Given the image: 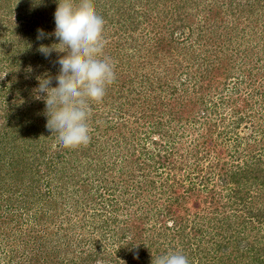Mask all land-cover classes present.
<instances>
[{"label":"trees","instance_id":"trees-1","mask_svg":"<svg viewBox=\"0 0 264 264\" xmlns=\"http://www.w3.org/2000/svg\"><path fill=\"white\" fill-rule=\"evenodd\" d=\"M208 2L204 3L202 8L203 12H208V17L200 22L204 25L199 26L201 33L198 39L195 43L186 42L182 47L177 42L178 38H174L173 35L167 40L161 39L160 43L157 40L156 46V36L151 38V35L150 37L145 35V40L142 43L136 33L141 24L149 20L147 17L152 13L157 17V21H168L176 30H182L179 23L185 27L189 21L193 23L195 19L197 21L198 14H200L198 13L200 8L197 7L202 5L201 0H97L92 3L95 10L105 20L104 54L111 58L116 78L108 86L102 101L90 103L91 115L88 121L90 142L87 145L67 149L58 146L56 134H52L46 127L48 117L45 115L44 100L38 99L36 102V104L41 103L39 109H36L37 106L31 108L18 104V110L11 105V97L18 91L21 98H23L21 95L24 94V90L29 91L32 96L36 95L32 89L39 86L37 79L39 76L51 75L53 77L52 86H56L54 77L59 73L58 68L60 67L56 61L65 53L53 51L51 56L46 58L38 51L40 45H52L58 43V40L54 35L37 40V35L38 29H43L45 33H54L50 29V21L54 18V12L58 5L55 0H0V77H2V79L0 78V166L8 167L12 171L11 175L17 179L7 182L9 174L5 171L0 172V198L5 203L0 204V218L5 217L2 225L7 226L9 224L7 217L13 209L11 204H15L17 213L11 212L12 219L16 223L20 222L23 226L21 234L18 232L21 241L27 240L26 243L22 242L23 246L34 248V250L41 248L47 252L54 248L57 252L59 246L56 247V244L68 245L69 238L65 239L63 236L55 240L44 241L47 237L42 235V229L44 222L61 221L59 231L62 232L64 224L72 222L73 219H66L59 212L66 214L67 209H75L78 212L90 207L91 201H94L93 195L95 194L91 190L93 188H89L83 192V194L87 193L85 195L88 199L86 202L78 198L74 200V204L70 203L76 198L72 196L73 193L79 194V190L76 189L72 193L73 190L71 191V187H69L75 179H78L77 183L81 186H84V183L93 186L98 184L101 188L99 190L104 189V191L116 195L119 183L113 188L106 187L107 180L113 177V181L116 183L118 176L114 171L119 166L136 164L139 171L146 174H143L145 182L142 185L151 190L156 183L154 179H151V175L153 168H159L158 161L162 162L161 168H166L169 163L177 166L175 160L184 157V154L177 155L179 153L177 150L182 151L184 149L182 145L185 144L184 137L180 136L182 134H180L181 130L178 126L184 124V126L189 125L196 129V125L202 123L203 128L206 125H212L214 129L210 130V133L224 138L225 144L227 142L234 143L237 150L236 157L239 154L242 155L240 158L244 164H240L237 170H231L227 174L224 171L226 167L219 165L221 160L218 161L217 167H223L219 173L221 179L219 182L221 186L230 187L233 193L230 199L233 200V203L237 204L243 201L244 212L255 217V220L243 217L244 220L241 221L236 217L235 221H231V218L221 219V215H217L206 221L207 226H199L194 222L195 219L191 221V214L186 215L190 208L185 207L178 214H171V210L168 211L169 216L178 217L173 220L172 225L161 223L159 227V223L155 226L145 224L147 230H142L138 237L133 234L134 228L127 221L122 225L119 219H116L108 224L107 221L110 219H107L105 223L110 232L116 224L121 227L115 228V233L109 244L91 243L92 246L88 251L78 248L82 250L81 261H65L66 258H63V262L58 264H126L127 261L130 264H154L152 255L161 253L162 256L170 253V250L181 252L179 248L183 249L184 255L188 254L186 256H189L190 264H227V261L235 253L237 259L241 258L240 262L244 264H264L262 238L260 242L257 236L253 238L251 234L256 229L260 231L264 229V165L256 164L257 160L261 159L258 155L260 154L259 147L264 142V137L261 141L258 140V137L260 133L264 134V130H262L263 132L254 131L250 136L241 134L243 126L247 127L249 122L256 123L258 111L255 107L262 104L261 102L257 103L256 100L252 104L253 108L250 109L249 106L254 102L255 95L252 93L247 95L248 91L245 89L246 92H244L241 89L247 83L250 89L256 85L259 88H264V80H262L264 77L259 75L260 73L264 75V72L258 65L253 67L248 65L249 62L240 60L243 42L239 44L242 39L236 34L242 24V19L239 22L237 16L251 15L257 19L262 18L260 15L264 14V0H248L246 5L237 2V0H208ZM45 3L51 6L49 10H47L49 6L44 8V11H48L49 15L54 11L51 16L37 10L38 4L45 5ZM30 4L34 5L29 8ZM34 6L36 8H33ZM168 7H170V11L166 10ZM193 7L198 14L190 12L189 8ZM234 9H237V12ZM223 12L224 15H222ZM16 13L18 21L17 18L16 21L12 19ZM170 13L175 15V18ZM227 13L234 15L237 19L228 21L225 27L218 26ZM247 18L251 19L252 17L248 16ZM40 20L43 21L40 22ZM257 21H252L251 24L257 23ZM209 22H211L210 26L207 25ZM193 23L190 24V27ZM149 25L153 26V23L149 22ZM196 25L198 28L197 22H195ZM211 27L216 31L223 29L224 34L218 35V33L210 38ZM245 30L247 27L243 29L244 34H246ZM250 31L253 33L255 30L250 29ZM149 32L150 30L148 34ZM152 32L153 30L150 33L153 34ZM180 36L183 37V34ZM219 36H222L227 43L225 48L220 50L214 49V46L212 48L215 41L213 37ZM146 37L148 43L153 45L149 47L152 46L150 48L153 49L152 54L157 57L156 60L159 63L147 60L148 58H145L146 55H144L142 56L144 59L143 71L136 70V73L133 74L135 66L132 64V53L138 48L142 50L147 43ZM177 43L179 47H175ZM192 46L196 47L197 52L189 53ZM200 48L203 51L200 52ZM258 48L257 55H264V44L261 43ZM244 53L252 52L244 50ZM168 60H170V64ZM178 61L180 65L182 62H188L191 67H184L186 72H180L177 69ZM261 61L263 58L260 56L256 64ZM241 62L244 63V66L240 65ZM161 64H169V67H164ZM27 65L37 68L35 70L36 82L34 88L23 89L25 81L19 83V78L24 72L23 68ZM161 68L163 69L161 70ZM234 71H236L235 75L242 79V82L237 83L228 97L223 98L221 95L227 88L221 89L219 88L221 84L216 85L228 82L231 75H234ZM197 90H201L199 99L203 106L201 115L195 110L197 98L186 100L188 96L193 95L192 92L196 93ZM259 94L264 96L262 90H259ZM237 95L245 99L246 104L244 103L243 107L235 106ZM220 96V102L224 107L216 103ZM15 97L17 98V94ZM262 102L264 103V98ZM225 103L227 104L225 105ZM138 114L146 121V125H138L136 119ZM18 121H20L21 130L15 131L14 125H17ZM134 124L135 126L131 127ZM111 133L116 134L117 138L110 139ZM156 137L159 139L156 140ZM202 138L208 141L209 137L205 134ZM197 141L196 143H198ZM194 145L195 148L187 149H189L188 157L195 160V164H199L203 159L200 158L201 151H205L207 153L205 158H209L211 149L207 148V144H205L206 148L200 147L199 144ZM150 146L156 150H151ZM125 149L129 153L126 159L124 158L126 157ZM138 152L143 155L140 153L137 161L133 163L132 158ZM4 172L5 174H3ZM44 179H46L45 182H42ZM113 181L110 184H113ZM184 182L177 180L173 184L163 186L166 188V192L168 191L167 193L172 194L168 197L171 201L173 199L172 209L181 208L183 197L180 191L185 188ZM84 188H88V186H84ZM252 188L256 191L251 195L249 193ZM192 191L189 189L187 193H192ZM67 194L72 195L66 202ZM6 196L10 197L9 200H6ZM90 199L92 200L89 202ZM112 199L114 200V198ZM123 199L125 200V195H123ZM103 200L106 206L110 205L105 199ZM259 200L263 203L261 207ZM114 201L112 204L117 205L118 202ZM51 203H54V206ZM257 205L258 207H256ZM89 209L94 211V217L102 218H107V214L119 210L100 213L98 208ZM90 210L89 212H91ZM235 212L238 213V211ZM186 216L190 218H185ZM34 221L38 223L36 224ZM26 223L32 224L28 232L24 229ZM34 223L35 226H33ZM78 225L76 224L72 229L82 230L83 227L90 229L93 223L85 221L81 227ZM94 229L97 230L98 227L95 226ZM152 233L158 235H152ZM174 242H177L178 245H175ZM49 243L53 246L51 247ZM26 247L25 250L29 252ZM239 252L242 253L240 256ZM20 254L15 252L14 256H11L13 264L30 262L29 257L23 253ZM59 256H61V252H59Z\"/></svg>","mask_w":264,"mask_h":264},{"label":"rangeland","instance_id":"rangeland-1","mask_svg":"<svg viewBox=\"0 0 264 264\" xmlns=\"http://www.w3.org/2000/svg\"><path fill=\"white\" fill-rule=\"evenodd\" d=\"M94 1H97V0H91V3H93ZM201 1H202V5L200 7H197V8H200L198 10V13H200V14H198L196 12L195 7L189 8L190 12H192L193 14L194 13L198 14L197 21H196V19H195L194 23L192 21H189L185 27H183L182 24L179 23L181 25V27L183 28L182 30H176V28L174 26L170 25V23L168 21H164V20L157 21V17L155 16V14L152 13V15L147 17L149 20L146 23L144 21V23H142L141 26L139 27V29L136 33L138 35L137 38L140 40V42L143 43L145 40V35H147L149 37L151 35V38H154V36H156V38H157L155 40L156 46H157V43H156L157 40H159V43H160L161 39L167 40L168 37H172V35L174 38H178L177 42L180 43L181 47L183 46L184 43L186 44V42H188V43L190 42V44H191V42L195 43V41L198 39L199 34L201 33L199 30L200 29L199 26L204 25V23L200 24V22L204 21L205 18L208 17V12L207 11L203 12L202 8H203L204 3L207 4L209 2H208V0H201ZM247 1L248 0H237V2H242L245 5L248 3ZM72 2L74 5H78L79 0H72ZM31 5H34V4H30L29 8L31 7ZM38 6H39V8H37V10H39L41 12H45L47 16L49 15L48 11H44L43 9L46 8L47 6H49L47 9V10H49L50 6H51L50 4H48V3H45V5L38 4ZM33 8H36V6H34ZM166 10L170 11V7H168ZM52 12H54V11H52ZM52 12H50L49 16L52 15ZM17 15L18 14L16 13L15 17L12 16V19L16 21ZM171 15L173 16V14H171ZM222 15H224V12ZM248 16H250V18L252 17L251 18L252 20L247 18ZM260 16L262 18L257 19L255 16L253 17L251 15H247V16H243V17L238 15L237 16V17H239L238 21L240 22L241 21L240 19H242V21H241L242 24L240 25V28L238 29V32H236V34H237V36H239V38L242 39L241 41H239V44H240V42L241 43L243 42L242 46H241L242 54H240L241 55L240 60L242 62H246V63L249 62L248 65L250 64V66H253V67L258 65V67L261 68V71L264 72V55H257V53H256L257 52L256 50H259L258 46L261 43L264 44V14H261ZM237 17H235L234 15H232L230 13H227L224 16L222 23H220L218 26L223 25V27H225V26H227L228 21L237 19ZM173 18H175V15L173 16ZM255 20H258L257 23L251 24V22L255 21ZM17 21H18V18H17ZM42 21L43 20H40V22H42ZM149 22L153 23V26L149 25ZM157 22H158V24H157ZM195 22L198 23V28H197V25L195 26ZM192 23H193V25H192V27H190V24H192ZM207 25L210 26L211 22H209ZM230 26H232V25H230ZM55 27H56L55 18H53L50 21V29L52 31H55ZM245 27H247V30H245L246 34H244V31H243V29ZM252 27H254V28H252ZM167 28H168V30H166ZM250 29H254L255 31L252 33L250 31ZM149 30H150V32L153 30V32H152L153 34H151L150 32L148 34ZM209 33L211 36L210 38H212L213 35H216L218 33H219L218 35L224 34L223 29L216 31L215 29H212V27H211ZM181 34H183V37L180 36ZM243 35H244V37H243ZM213 39L215 40L214 41L215 45H214V43L212 44V48L214 46V49L215 48H217L219 50L221 48L224 49L225 46L227 45V43L225 42V39L222 36L213 37ZM146 40H147V43L142 48V50L140 48H138L136 51H134V53H132V60H133L132 64H134V66H135V69L132 71L133 74L136 73V70L138 72L143 71L142 64L144 62V59L142 56H144V55H146L145 58H148L147 60H150L152 62L156 61L159 63V61L156 60L157 57L154 56V54H152L153 49L152 50L150 49L153 45L151 43H148L147 37H146ZM159 43H158V45H159ZM178 43L175 45V47H179ZM150 45H152V46L149 47ZM138 47H140V46L138 45ZM199 47H201V46H199ZM244 50H249L252 53L246 54V53H244ZM201 51H203V50L201 49L200 52ZM192 52H197L196 47L192 46L189 53H192ZM134 54H136V55H134ZM63 55H65V54H63ZM147 55H148V57H147ZM260 56L263 58V61L259 62V64H256L257 59H259ZM174 58H175V60H177L176 57H174ZM212 59H214V58H212ZM178 60H181V59L178 58ZM242 62L240 63V65L244 66V63H242ZM168 63L170 64V60H168ZM178 63H179V61H178ZM223 63H221V64H223ZM169 64H166V65L161 64V65L168 68ZM181 66H182V69H180ZM188 66L191 67V65L188 64V62H182L181 65H180V63L178 64L177 69H178V71L180 70V72H186V69H183V68L188 67ZM163 68H161V70ZM36 69H37L36 67L34 68L33 66H29V65H27L23 68L24 72H22V74H21V77L23 79L21 77L19 78V83H21L22 81L23 82L25 81L23 89H25L27 87H32V88L35 87V82H36L35 70ZM58 72H59V68H58ZM168 74H170V73H168ZM233 74L234 75H231V78L228 79V82L217 83V85H216V86H218V84H221L219 86V88H221V89L227 88L226 91L223 92V95H221V96H223V98L228 97V94L231 93L232 90H234L236 84L237 83L240 84L242 82V79L235 75L236 71H234ZM259 75L261 77H264V75L262 73H260ZM233 76H235V77H233ZM0 78L2 79V77H0ZM215 78H216V76H215ZM217 78L220 79L221 77H217ZM262 80H264V78ZM247 84L244 85L241 90L244 92H246V90H247L248 91L247 95L249 93H252L255 95L253 98L254 102L251 103L249 108L250 109L253 108L252 104H254L256 100L258 101L257 103H259V102L262 103L261 105L258 104L257 107H255L256 110L258 111L256 123L253 124V122L252 123L249 122L247 127H245V126L242 127L241 134H243V135L245 134L246 136H250V135H252V132H254V131L259 132V131L264 130V109H262L264 106V103L262 102V99L264 98V96H261L259 94V90H262L264 92V88H259L256 85L255 87H251V89H250ZM37 88H38V85L34 89H32L33 93L35 92V89H37ZM27 92H28V94H27ZM200 92H201V90H197L196 93L192 92L193 95L188 96L186 99V100H191L192 98H197V104H196L197 108L195 110L199 113V115H201V112L203 111V106H201V104L199 102V99L201 98ZM23 93L24 94L21 95L23 98L20 97L19 91L16 92L17 98L15 97L16 94H13L12 95L13 97H11L12 98L11 99L12 100L11 105L15 106L18 110H19L18 104H23L24 107L28 106V107L34 108L37 106L36 109L40 108L39 106H41V103L36 104V102L38 101V99L36 98V95L32 96L29 93V91H25V90L23 91ZM25 94H27V95H25ZM35 94H36V92H35ZM221 96L216 101V103H218L221 107H224L223 104L220 102ZM216 98H218V96H216ZM255 98H258V99H255ZM236 99H237V101H235V106L239 105L240 107H243V104L245 103L244 102L245 99L240 98V95L239 96L237 95ZM236 99H234V100H236ZM38 104H40V105H38ZM226 104L227 103H225V105ZM136 117H137L136 119L138 120L137 122L139 123L138 125H141V126L146 125V121L143 119V117L140 114H138ZM133 120L134 119L132 118V121ZM201 125H202V123L197 124L195 127L196 129H193V127H190L189 125L184 126V124H180L178 126V128H180V130H181L180 134H182L180 136L184 137L185 144L182 145V147L184 146L183 147L184 149L182 151H180V149L177 150V152H179V153H177V155L181 156V154H184V157H183V159L178 158L175 160V163L177 166H174V165L169 163V164H167L168 166H166V168H161L160 164L162 162L158 161L159 168H156V169L153 168L152 175H151V179H154L156 181L155 187L151 188V190H150V188L148 189V187L146 189V187L144 185H142L145 182L143 177H145L144 175H146V174L141 173L138 169L139 167H137L136 164H133L134 166L133 165L129 166L127 164H124L123 166H119L118 169H116L114 171V172H116V175L118 176L116 183L113 181V177L112 178L110 177L112 175L109 176L110 179L107 180L106 187L110 186L113 188L117 183H119V185H118L119 189H117L118 193H116V195H113L112 192H106V191H104V189L99 190L101 188H99L98 184H94V186H95L94 187L93 185H90V184L85 185V183H84V186H88V188H84V186H81L77 183L78 179H75L74 181H72V183L69 186V187H71V191L73 190L72 193L74 192V190L77 189V190H79V194L78 193H73L74 195L71 194L72 196L76 197L70 201L71 204H74V200H77L78 198H81L82 201L86 202L88 200L87 197L85 196L87 193L83 194V192L87 191V189H89V188L90 189L93 188L91 190L95 194V195H93L94 201H91L92 199H90L89 200V202L91 201L90 207L88 206L84 210L82 209L81 211L79 210L78 212L75 209H67L66 214L59 212V214H61V216H65L66 219H69V218L73 219L72 222H70V223L67 222L64 224L62 232L59 231V226H60L61 221L44 222V228L42 229V235H46V237H47V238H45L46 240H44V241L47 242V241H50L52 239L55 240L60 236H63L65 239L67 237L69 238V241L67 243L69 246L65 245V244H62L61 246L59 244H56V247L59 246V249L57 252L54 248H52L53 250H50L49 252H47V250H45V249H44V251L41 250V248H40V250H34V248H28L26 246H23V243H26L27 240H25L23 242L18 237V232L23 230V229H21V228H23V226L21 225L20 222L16 223L12 219L13 214L11 212L17 213V211L15 209L16 206H15V204L12 203L11 207L13 209H12V211L9 212V216L7 217L9 220L7 222L9 224L7 226L2 225V222L5 220V217L3 219L0 218V262H1L0 264H13L11 262L12 261L11 256H14L13 254L15 252L19 255H21L20 253H23V255H26V257H29L30 262L25 263V264H58V263L63 262L62 261L63 258H66L65 261H70V260H74V262L81 261L80 258L82 257L81 256L82 250L78 249V248H83L84 250L88 251L89 248L92 246L91 243L96 244V245L109 244L111 242L112 235L115 233V228H117V229L121 228L120 225L116 224L114 229H112V232H110L107 228L106 223H105V221L107 219H110L107 221L108 224H110L111 222H114L116 219L117 220L119 219V221L121 222L122 225H123V223H125L127 221L131 225V227L134 228L133 234H136L138 237H140V233L142 232V230H145V231L147 230L146 227L144 226L145 224L148 226H155L157 223H159V227L161 226L160 225L161 223H170L172 225L173 220L177 219L178 217L169 216L168 211L171 210V214H178L180 212V210L185 208V207L190 208L188 213L185 212L186 215L191 214L190 215L191 221L195 219L194 222H196L199 226H202V225L207 226L206 221H208V219H210V218L213 219L217 215H221V219H224L225 217L227 219L231 218V221L232 220L235 221L236 217H238V219L241 221L244 220L243 217H246L249 219H254L255 217L253 218L252 215H250L247 212H244V202L243 201L239 202L237 204L233 203V200L230 199V197L233 194L231 192L230 187L221 186V184L219 182V179H220L219 173L221 172V170H223V167H226L224 171H226V174H227L231 170H237L238 166H240V164H244V162L241 161V158H240L242 155L239 154L238 157L235 156L237 153V150H236V145L234 143L227 142V144H225L224 138H221L217 134L216 135L211 134L210 132L214 129V127H212V125H206L204 128ZM20 126H21L20 121H18L17 125H14V128L16 127V129H14V130L15 131L21 130ZM133 126H135V124L132 125L131 127H133ZM239 133H240V131H239ZM205 134L208 135V137H209L208 141L202 138V136H204ZM261 134L262 133H260V135L258 137L259 141L263 140V137H264V134L263 135H261ZM115 136H116V134L111 133L109 135V138L110 139L117 138ZM155 139L157 140V139H159V137H156ZM196 141L198 143H196ZM194 144H199V146L203 147V148H206L205 144H207V148H209V150L211 149V152L208 155L209 158H205V156H206L205 154H207L205 151L200 152V155H201L200 158H203V159H201L199 164H195V160H191L188 157L189 149H187V148H190V147L195 148ZM180 147H181V144H180ZM149 148L151 150H156V149H154L153 146H150ZM140 153L141 152H138L134 156V158H132L133 163L137 161V158H139ZM259 153L260 154H258V155L261 157V159L257 160L256 164L264 165V142L259 147ZM124 154L126 156L124 158L126 159L129 155L127 149L124 150ZM141 154L143 155V153H141ZM218 161H220V163H221L219 165H221L223 167H219V166L217 167ZM215 169H217V170H215ZM3 171H5L7 174H9V176H7V178H8L7 182L8 181L12 182L11 180H13V179L17 180L15 177H13V175H11L12 171H10L8 169V167L2 168V166H0V172H3ZM149 171H150V168L147 171L148 174H149ZM5 172L3 174H5ZM45 180L46 179H44V181H42V182H45ZM177 180L185 181L184 182L185 188L183 189V191H180V193L183 197L181 208L180 209H175V208L172 209L171 205L173 203L172 202L173 199H172V201L170 199H168L169 195H172V194L167 193L168 191L166 192V188L163 186H168L169 184H173ZM88 181H89V179H88ZM112 181H113V184H110ZM189 189L193 190L192 193H187ZM255 191L256 190L254 188H252V191L249 194L252 195L253 193H255ZM169 192H171V191H169ZM180 193H178V194H180ZM122 194L125 195L126 201L123 199ZM71 195L67 194V196H65L66 202L68 199L71 198ZM82 196H85V197L83 198ZM112 196H114V197H112ZM5 198H6V200H9L8 198H10V197L6 196ZM15 198H18V197H15ZM112 198H114L115 201ZM173 198H175V197H173ZM102 199H105V201L110 203V205L106 206V203L104 202V200L102 201ZM112 201L118 202V203H116L117 205H113ZM259 202H260V207L263 206L262 201L259 200ZM0 204H5L4 201L1 200V198H0ZM51 204H53L52 206H54V203H51ZM98 204H100V205L98 206ZM65 206H66V203L64 205V208H65ZM256 207H258V205ZM89 208H92V209L98 208V209H100V213H106L105 211L110 212L112 210L113 211L118 210V209L119 210L116 211L115 213L110 212L111 214L106 215L107 218H102L99 216L94 217V215H93L94 211L93 210L91 211ZM89 210L91 212H89ZM235 211H238V213ZM2 212H3V210H2ZM0 214H1V211H0ZM190 217L186 216L185 218H190ZM85 221L93 223V225L90 229H87L85 227H83L82 230L81 229L80 230H75V229L73 230L72 229L76 224H79L78 226L81 227L83 225V223H85ZM194 222H193V224H194ZM35 223L37 224L38 222H35ZM35 223L33 224V226L36 225ZM95 226L98 227L97 230L94 229ZM31 227H32L31 223L30 224L26 223L24 229L26 230V232H28V229ZM199 228H201V227H199ZM255 229H256V227H255ZM151 232H153V231H151ZM147 233H149V232H147ZM20 234H21V232H20ZM154 234L158 235L157 233H152V235H154ZM251 234L253 235L252 236L253 238L255 236H257L260 239V242H261V238H262L261 245H264V229H263V231L256 229L253 232H251ZM8 237H10V238H8ZM87 242H89V243L85 245L84 243H87ZM167 243H169V242H167ZM49 244L51 247L53 246V245H51V243H49ZM174 244L176 245L177 242H174ZM79 245H82V246L80 247ZM25 247L27 248V250H29V252H27L25 250ZM179 251H181V253L184 252L182 248L181 249L179 248ZM59 252H61V256H59ZM170 252H173V250L172 251L170 250ZM63 253H66V254L64 255ZM241 254L242 253H240V252L238 253L239 256ZM155 255H156V257H159V256H161V253L154 254V255H152V257L155 258ZM186 255H188V254H186ZM235 255H236V253H235ZM235 255L231 256V259L227 261V264H244V263L240 262L241 258L237 259V257ZM188 259H190L189 256H188ZM244 261H245V259H244ZM99 264H101V263H99ZM126 264H130V263L127 261Z\"/></svg>","mask_w":264,"mask_h":264},{"label":"clouds","instance_id":"clouds-1","mask_svg":"<svg viewBox=\"0 0 264 264\" xmlns=\"http://www.w3.org/2000/svg\"><path fill=\"white\" fill-rule=\"evenodd\" d=\"M55 31L45 33L38 29L37 40L54 35L58 43L41 44L38 51L46 58L53 51L65 53L56 61L59 73L54 77H37L36 98L44 100L46 127L57 136L61 148L73 149L87 145L91 140L90 103L100 102L107 88L115 81V68L104 54L105 20L91 0H55ZM46 94V95H45ZM154 264H190L186 255L175 251L155 257Z\"/></svg>","mask_w":264,"mask_h":264}]
</instances>
